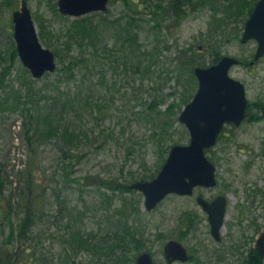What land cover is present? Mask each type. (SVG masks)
Wrapping results in <instances>:
<instances>
[{
	"label": "rangeland",
	"instance_id": "rangeland-1",
	"mask_svg": "<svg viewBox=\"0 0 264 264\" xmlns=\"http://www.w3.org/2000/svg\"><path fill=\"white\" fill-rule=\"evenodd\" d=\"M22 1L0 0V54L4 58L0 63V93L9 98L7 103L0 102L3 104L0 105V166L11 178L13 172L25 168L31 159L29 144L24 140L22 110L31 107L34 111L31 114L38 116L39 123L44 126L48 123L43 114L47 112L49 96H62L66 100L64 93L68 91H71V97L78 88L83 92L79 113L68 114L69 110H66V120L59 122L60 132L67 128L77 129L82 140L80 147L74 150L79 158L77 163L71 170L68 167L72 173H65L60 149L65 144L58 137L39 140L35 144L41 160L42 185L48 187V193L42 203L47 213L34 235L36 248L30 258L32 264H68L62 243V236L68 233L64 229L68 217L58 218L60 200H67L66 211L77 209L74 214L82 219L76 227L86 236L88 232L96 235L95 242H100L103 236L108 237L116 227L124 230L123 227L128 225L131 230L142 233L141 250L137 249L135 241H130L125 250L119 249L116 253L103 251L100 255L84 250L77 257L83 264H136L137 257L143 252L151 253L155 264H167L164 245L171 238L184 242L194 256L192 261L174 264H243L237 262V246H245L248 251L264 231V117L261 111L264 56L253 66L236 65L230 70L231 76L246 86L249 117L238 127H225L218 143L208 151L209 158L217 166L216 187H199L191 196L170 194L154 209L148 210L142 192L113 191L100 183L113 179L116 183L130 184L145 174L149 175L146 180L153 179L171 147L190 142V132L179 116L187 104L184 101L192 100L199 84L195 74L185 64L180 65L175 57L185 56V63L194 55L197 65L201 66L223 55H233L244 62L253 60L258 43L256 40L242 43L241 36L250 9L259 0H130L129 4L125 0H111L106 12L83 17L95 23H101L102 19L113 22L120 19L126 23L133 16L136 19L134 27L141 32L140 40L147 50L158 44L152 26L160 20L155 16L157 4L164 7L160 17L161 52L143 58L152 72L144 76L124 72L121 59L118 67L114 55L121 53L113 55L108 51L116 40V31L111 24L94 41L99 48L96 56L92 48L85 50L90 58L87 77H83L82 68L72 74L57 70L49 78L43 77L31 84L29 97L26 84L35 78L25 72L20 57L12 54L13 46L16 47L13 13L20 9ZM27 1L42 43L53 51L58 49L67 61L69 39L66 30L78 17L62 14L59 0ZM140 1L146 5L139 8L137 2ZM218 18L226 20L224 29L215 27ZM76 50L74 47L72 53L78 54ZM100 54H105L108 62L104 64ZM110 54L113 55L111 59ZM57 66L63 67L58 59ZM175 69L177 72H173ZM177 73L178 79L175 78ZM87 95L90 97L86 103ZM151 103H154L153 110L147 109ZM62 108L60 101L57 109ZM33 118L28 115L29 121ZM153 174L156 175L152 177ZM4 181V193L0 195L3 201L13 189L8 178ZM55 190L61 192V199L53 193ZM218 193L228 198L222 231L224 244L213 239L207 215L196 200L198 194L212 198ZM106 194L112 197L108 199ZM107 201L110 212L106 210ZM87 206V214L78 213ZM12 216L15 223L21 219ZM9 234V223L0 208V246L5 244ZM251 264H264V259Z\"/></svg>",
	"mask_w": 264,
	"mask_h": 264
},
{
	"label": "trees",
	"instance_id": "trees-1",
	"mask_svg": "<svg viewBox=\"0 0 264 264\" xmlns=\"http://www.w3.org/2000/svg\"><path fill=\"white\" fill-rule=\"evenodd\" d=\"M129 1L130 0H125L127 4H129ZM179 1L183 2L184 0ZM137 3H139V8L141 5H146V3L142 1ZM253 9L254 7L252 6L250 11ZM156 11L157 13L155 14V16L161 20L160 17L163 16L164 11V7L161 3L157 4ZM129 18V22L126 23H123V21L121 22L120 19L116 22H113V20L107 21L102 19L101 23H95L88 19V17L81 16L76 18L66 30V34L69 39V42L67 43L68 55H66L68 56V60L65 61V58L63 59L58 49L55 51L57 59L59 60V62L63 63V67L57 66L56 71H65L66 73L72 74L75 70L82 68L84 69L83 77H87V69H89L88 61L90 60V58H88L87 52L85 50L88 47L92 48L94 51L93 54L96 56L99 48L96 47L94 41L98 38L100 32L107 31L108 27H110L112 24V27L116 31V40L113 43L112 49H109L108 51H110L113 55L115 53L117 54V52L121 53V55H114V62L117 63L119 67L121 59L124 72H134L143 76L149 75L152 72L151 68L150 66L145 65L143 58L146 55L151 58L156 54V52H159L160 54V45L162 43V30L160 24L162 23V21L159 20V22H157L155 26H152V28L157 33L156 40L158 44H155L151 48L152 50H147L143 48V44L141 43V32L134 27V22H136V19L133 16H130ZM225 24L226 20H224V18H218L215 21V27L217 26L220 29H224ZM74 47L75 49H78L76 50L78 54L72 53ZM12 54L14 56L18 55L15 46H13ZM112 54H110L109 59L113 57ZM100 57H103L102 61L104 64L108 62V60H106L107 56H105V54H100ZM184 57L185 56L183 55L176 56L175 60H178V62H180V65L185 64V67L190 69V71L195 74L194 69L197 65V58L192 55L189 59H184L185 63H183ZM2 59L4 58L0 54V63L2 62ZM218 60L219 58L218 56H216L212 61L209 62V64H213ZM109 65H111V62ZM24 70L26 73H30V71L26 67L24 68ZM173 72H177V70ZM51 74L52 73H47L44 77L49 78ZM179 77L180 75H178L177 73L175 78L178 79ZM40 79H30V81L27 82L26 95L28 97L30 93L28 91V88L29 90H31V84H36L38 81H40ZM21 89L22 88H20V90ZM78 89L79 91L75 92L72 97L71 91L64 93V96L66 98V100H64L66 101V103L64 102L62 96H55L53 98L49 96L50 100L48 101L49 103H47L46 106L47 112L43 114L44 119L46 120V122L48 121V123H45L44 126L41 125V122L39 123L40 119L38 116L31 114V112H34L31 107H27L26 109L22 110V113L25 116L22 126L23 134L25 137L24 140H26L29 144L31 150V159L28 160L25 168H21L17 172L12 171V174L15 176H13L12 178L10 177V173L5 172L4 168L0 166V195L3 196V185L5 184L4 180H6V178L9 179L10 184L13 187L4 201L0 199V208L5 214V218H7L10 227V234L8 239L5 241V244L0 246V264H32L31 260L33 259L30 258L35 254L34 248H36L33 243V241H35L34 235L36 232V228L46 216L47 212L44 209L46 207L42 203L45 199L44 197L48 193V187L42 185L41 160L38 159L37 150H35V144L37 143V141L45 140L55 136L58 137L63 142V144H65V146H61L60 149L63 153L62 159L64 162V170H66V174L72 173V171L69 172L68 167H71L70 170L73 169L74 165L77 163L76 159H79L76 157L74 151L77 147H80V144L82 143L77 129L71 131L69 128H67L66 130L60 132L61 128L59 125L60 121L66 120L64 118L66 110H69L68 114L70 112L72 114L73 111L75 113H79V110L82 109L83 92H80L81 88ZM44 97H46L45 94ZM76 97L80 100H77ZM89 97L90 96L87 95V99H84L86 103ZM8 100V96H5L3 92L0 93V102L7 103L9 102ZM60 101L63 102V108L59 110L57 109V103ZM184 102L188 103L187 100H185ZM0 105L3 104L0 103ZM153 106L154 103H151L150 105H148L147 109L153 110ZM28 115L30 117L33 116V120L29 121ZM53 116L55 117L54 119H52ZM155 175L156 174H153L152 177H154ZM147 178H149V175L145 174L133 180H145ZM105 180L106 181H102L100 183V186H105L107 189H111L113 191H131L128 187L129 184L127 182L116 183L113 179ZM53 193L56 195V197H59V199H61V192L58 193L57 190H55ZM106 195V198L108 199L112 197L108 194ZM60 203L61 208L59 209V213L57 214L58 218L64 219L65 217H68V221L64 225V229L68 233L62 236V243L64 245V252H66V255L68 257V264H83L82 262L78 261L77 257L79 256L80 251L84 250H88L89 252L92 251L93 253H97L100 255H102L103 251L106 254L116 253V251H118L119 249L125 250L127 248V244H129L130 241L136 242V247L138 250L142 249V233H140L138 230H131L132 227L128 225L123 227L124 230H121L118 227L113 228L111 234L109 233L108 237H102V239L100 240L101 243L95 242L94 237L96 235H90V232H88L86 236L84 235L81 228L76 227L78 221L82 219V217L79 219V217L76 216L77 214H74L77 209L74 208L71 209L72 211H66L65 207H68L67 200L66 202L65 200H60ZM109 205L110 202L107 201L106 210L108 212H110L111 209ZM88 209L89 207L87 206L85 210H80L78 211V213L80 212L82 213V215H85L87 214ZM12 215H15L17 217L19 216L21 218L20 221L15 223L12 219ZM108 217H111V215H108ZM28 239H31V242L28 241ZM16 240L19 241L18 245L15 244ZM13 256L14 258L11 259ZM115 262L117 263V261Z\"/></svg>",
	"mask_w": 264,
	"mask_h": 264
},
{
	"label": "water",
	"instance_id": "water-1",
	"mask_svg": "<svg viewBox=\"0 0 264 264\" xmlns=\"http://www.w3.org/2000/svg\"><path fill=\"white\" fill-rule=\"evenodd\" d=\"M110 0H59L62 13L81 16L94 11H106ZM14 38L18 55L35 78L54 72L57 67L56 54L45 47L38 34L36 23L26 0L14 12ZM255 39L258 48L255 60L264 55V0H259L246 21L242 43ZM255 60L251 61L253 65ZM241 61L230 55L223 56L210 66H197L195 74L199 87L192 100L180 113V121L190 132L188 144H175L157 176L151 180L133 182L129 189L145 195L148 210L154 209L168 194H192L197 186L213 187L217 184L216 166L207 157L206 149L217 143L218 136L227 123L240 125L247 116L248 99L245 84L230 75L233 65ZM264 115V105L262 107ZM200 204L209 213L212 233L221 239V228L227 210V198L219 196L209 202L200 197ZM255 247L264 256V232ZM169 262L189 259L187 249L177 240L164 246ZM136 264H155L151 253H141Z\"/></svg>",
	"mask_w": 264,
	"mask_h": 264
},
{
	"label": "flooded vegetation",
	"instance_id": "flooded-vegetation-1",
	"mask_svg": "<svg viewBox=\"0 0 264 264\" xmlns=\"http://www.w3.org/2000/svg\"><path fill=\"white\" fill-rule=\"evenodd\" d=\"M263 105H264V104H263ZM263 105L261 106V111H262V107H263ZM262 115H263V111H262ZM248 117H249V112H248V116L243 120V122H244ZM263 117H264V116H263ZM243 122H242V123H243ZM217 185H218V182H217ZM217 185H215L214 187H216ZM199 187H201V188H203V189H205V188H209V189L214 188V187L198 186V187H196V188L194 189V191H193V193H192L191 195H193V194L195 193V190H196L197 188H199ZM191 195H181V196H191ZM219 196H224V194L218 193V194H216L215 196H213L212 198H208V197L204 196L203 194H198V195L196 196V200H197L198 205L202 208V210H203V211L205 212V214L207 215L208 222H209V227H210V232H211V235H212L213 239H214L217 243L224 244V235H223L222 231H223V228H224V226H225V223L223 224V227H222V229H221V239L218 240V239H216V238L214 237V235H213V233H212V225H211V223H210L209 213L203 208V206H202V205L200 204V202H199V198H200V197L206 199V200L209 201V202H212V201H214V200H215L217 197H219ZM227 206H228V198H227ZM225 219H226V217H225ZM224 222H225V221H224ZM183 234H184V233H182V235H183ZM260 234H261V233H260ZM259 236H260V235H258V236L256 237V239H255V241H254V244H253V247H251L248 251H245V246H237V245H236V246L238 247V249H239V251H235L236 254H237V256H239L238 260H237V258H236V260H237L238 263H239L240 261H241V262H244L243 264H251L252 261L255 262V263H260L261 260L264 259V257H262V256L258 253V251H257V249H256V247H255L256 241H257V239H258ZM170 240H178V241H180L179 239H176V238H171V239H169V241H170ZM180 242H181V241H180ZM181 243H182L183 246L187 249L189 259L186 260V261L175 260V261L169 262L168 259H167V257L165 256V257H166V260H167V264H174V263H176V262H182V263H185V262L192 261V260L194 259V256L191 254L190 248H188V247L184 244V242H181ZM231 247H232V246H231ZM242 247H243V248H242ZM252 257H254V258L252 259ZM247 260H248V261H247Z\"/></svg>",
	"mask_w": 264,
	"mask_h": 264
}]
</instances>
